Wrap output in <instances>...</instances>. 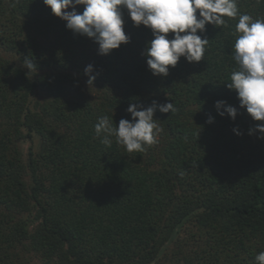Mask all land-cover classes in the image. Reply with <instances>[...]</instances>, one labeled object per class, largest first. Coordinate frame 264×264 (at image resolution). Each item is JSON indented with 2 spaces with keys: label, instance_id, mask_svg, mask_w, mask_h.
<instances>
[{
  "label": "trees",
  "instance_id": "trees-1",
  "mask_svg": "<svg viewBox=\"0 0 264 264\" xmlns=\"http://www.w3.org/2000/svg\"><path fill=\"white\" fill-rule=\"evenodd\" d=\"M237 5L264 19V0ZM238 19L198 31L209 40L204 59L182 57L165 77L143 55L151 30L126 10L129 42L100 55L43 0H0V264H256L264 139L249 130L264 121L227 88ZM153 100L176 110L156 111L163 132L144 152L97 138L99 117L115 126L132 119L130 104ZM217 101L238 109L235 120Z\"/></svg>",
  "mask_w": 264,
  "mask_h": 264
},
{
  "label": "clouds",
  "instance_id": "clouds-1",
  "mask_svg": "<svg viewBox=\"0 0 264 264\" xmlns=\"http://www.w3.org/2000/svg\"><path fill=\"white\" fill-rule=\"evenodd\" d=\"M52 13L66 22V28L74 34L90 38L98 45V54L109 55L112 50L127 44L130 37L125 32L124 12L127 11L134 26H146L152 32V39L143 55L147 58L149 70L155 76H167L170 66L176 67L183 57L189 63L204 59L207 38L198 34L206 32V25H225V17L236 18L233 35V59L237 69L230 75L227 88L237 93L240 107L246 109L254 121H264V19L240 14L237 0H43ZM83 6V11L78 7ZM71 9V11H68ZM198 13V15H197ZM172 38L169 39V35ZM24 67L30 71L35 67L31 59L24 60ZM88 84L95 80L94 67L86 66ZM218 114H227L233 120L238 109L217 101ZM224 111H220V109ZM175 112L172 102L160 104L153 100L151 106L130 104L127 112L132 119H121L113 125L109 116L98 118L95 134L101 143L111 147L112 137L126 152H144L146 146L157 143L163 129L154 118L156 111ZM208 123L214 118L209 117ZM233 131L241 135L238 128ZM260 133L264 139V123L256 124L249 134ZM256 264H264V251L255 256Z\"/></svg>",
  "mask_w": 264,
  "mask_h": 264
},
{
  "label": "rangeland",
  "instance_id": "rangeland-1",
  "mask_svg": "<svg viewBox=\"0 0 264 264\" xmlns=\"http://www.w3.org/2000/svg\"><path fill=\"white\" fill-rule=\"evenodd\" d=\"M22 147H23V149H24V152H27V148H28V144H23L22 145ZM173 249V248H172ZM172 249H171V252H172ZM170 252V253H171ZM29 258V260L31 261V264H41V261L40 260H38L37 258H33V256H29L28 257ZM169 260H167L166 258H163L162 259V261H161V264H169Z\"/></svg>",
  "mask_w": 264,
  "mask_h": 264
}]
</instances>
